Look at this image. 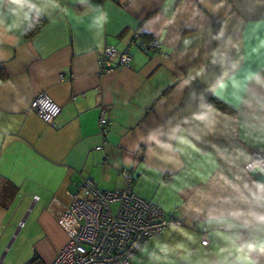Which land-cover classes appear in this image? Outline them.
<instances>
[{
	"label": "clouds",
	"instance_id": "1",
	"mask_svg": "<svg viewBox=\"0 0 264 264\" xmlns=\"http://www.w3.org/2000/svg\"><path fill=\"white\" fill-rule=\"evenodd\" d=\"M75 2L102 37L110 10ZM134 4L127 0V10L148 7L136 30L184 71L148 98L162 118L128 136L116 165L142 169L166 192L168 218L133 242L132 264H264V0ZM52 13H67L62 0H0V46H17ZM10 55L0 49V61ZM4 88L24 103L12 81H0Z\"/></svg>",
	"mask_w": 264,
	"mask_h": 264
},
{
	"label": "crops",
	"instance_id": "2",
	"mask_svg": "<svg viewBox=\"0 0 264 264\" xmlns=\"http://www.w3.org/2000/svg\"><path fill=\"white\" fill-rule=\"evenodd\" d=\"M62 3L67 13L44 18L40 28L30 37L23 36L17 46H0L11 52L7 60L0 61V81H12L15 95L24 97V103L18 104L12 89H0V226L5 225L0 241L8 238L0 246V264H22L32 252L45 264L49 262L66 241L57 218L68 204L67 192L76 191L84 178H91L100 188L124 185L120 170L125 165H116L123 160L128 136L161 120L146 102L153 92L184 71L180 65L173 70L169 54L160 45L155 51L144 52L133 44L128 46L129 63L101 71L99 48L105 43L124 48L148 7L129 11L127 0H93L108 8L111 16L102 37L97 38L89 31L88 21L81 18L75 0ZM147 3L135 0V4ZM260 57L264 59V49ZM167 90L171 92V86ZM36 92L44 93L59 106L53 124L28 108ZM141 112L142 119H138ZM101 114L107 121L104 138L98 123ZM128 170L133 177V192L143 198L151 194L158 206L165 200L161 189L152 188L158 183L151 174L140 168ZM32 194L37 195L34 201ZM10 205L14 207L9 214ZM21 219L23 223L17 227ZM10 221L16 224L10 225ZM7 226L11 227L9 231ZM19 235L33 238L26 251L12 248L13 238ZM5 250L7 254L12 252L8 260L1 259Z\"/></svg>",
	"mask_w": 264,
	"mask_h": 264
},
{
	"label": "built area",
	"instance_id": "3",
	"mask_svg": "<svg viewBox=\"0 0 264 264\" xmlns=\"http://www.w3.org/2000/svg\"><path fill=\"white\" fill-rule=\"evenodd\" d=\"M138 41V42H137ZM129 43L122 49L103 44L98 52L101 71L126 65L131 59L130 44L144 52L158 47L155 37H144L134 31ZM28 108L49 124L59 112V106L42 92L33 94ZM106 118L99 115L98 123L103 138L106 134ZM123 167L120 170L124 185L120 188H100L91 178H84L76 191H68V204L57 218L66 234L60 246L46 264H129L130 255L137 252L133 242L142 243L157 232L164 219L162 209L131 188L132 176ZM37 198L32 194V200ZM21 219L17 227L21 226Z\"/></svg>",
	"mask_w": 264,
	"mask_h": 264
},
{
	"label": "rangeland",
	"instance_id": "4",
	"mask_svg": "<svg viewBox=\"0 0 264 264\" xmlns=\"http://www.w3.org/2000/svg\"><path fill=\"white\" fill-rule=\"evenodd\" d=\"M33 111V110H32ZM36 114V113H35ZM37 115V114H36ZM40 118V117H39ZM44 121V120H43ZM47 123V122H46ZM49 124V123H48ZM133 183V182H132ZM152 188H154V189H161V193L165 196V194H166V192L161 188V186H159L158 184H153V186H152ZM133 191V190H132ZM164 192V193H163ZM135 193V192H134ZM137 194V193H136ZM20 195L21 194H18L17 196H16V198H18V197H20ZM144 197H146L148 200L150 199V201H152L153 203H154V201H156L155 200V198L153 197V196H151V194H148V195H144ZM166 197V196H165ZM145 198V199H146ZM24 200H28V198H24ZM156 204V203H155ZM159 206L161 207V202H159ZM13 205H10V209L8 210V213L10 214V212L12 211V209H13ZM162 208V207H161ZM163 209V208H162ZM7 213V214H8ZM165 213V212H164ZM9 214L7 215V217H6V219L4 220V224H5V222L7 221V218L9 217ZM166 214V213H165ZM167 215V214H166ZM10 223V225H14V224H16L15 222H13V221H10L9 222ZM26 224V223H25ZM33 227L34 226H32V229H33ZM5 228V225H2V226H0V231H3V229ZM11 229V227L10 226H7V228H6V230H10ZM13 231V229L11 230V232ZM11 232H10V234H11ZM16 237V236H15ZM14 237V238H15ZM13 238V240H12V242H11V245H12V243H13V241H14V243H13V245H12V248H14V247H17V248H19V250L20 251H26V249H28V246L32 243V240H33V238L31 237V236H29V235H26L25 237H23V236H21V235H19V236H17V238L16 239H14ZM7 241H8V238L6 239V240H1L0 241V246L2 247V245H5L6 243H7ZM0 247V253H1V251H2V249L3 248H1ZM8 248V247H7ZM6 251L7 250H5V252L3 253V255L1 256V259H4V258H6V260H8V259H10L11 258V256H12V252H9V254H7L6 253ZM33 253V252H32Z\"/></svg>",
	"mask_w": 264,
	"mask_h": 264
},
{
	"label": "trees",
	"instance_id": "5",
	"mask_svg": "<svg viewBox=\"0 0 264 264\" xmlns=\"http://www.w3.org/2000/svg\"><path fill=\"white\" fill-rule=\"evenodd\" d=\"M44 21L45 20L42 19L40 24L33 31L29 32L25 37L32 36L40 28V26L44 23ZM132 180H133V177H132ZM132 180H131V182H132ZM22 264H45V263L43 262V260L41 259V257L37 253L33 252L29 258H27L25 261H23Z\"/></svg>",
	"mask_w": 264,
	"mask_h": 264
}]
</instances>
